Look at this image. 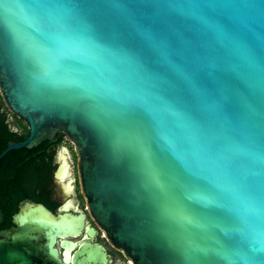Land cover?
<instances>
[{
  "label": "water",
  "instance_id": "1",
  "mask_svg": "<svg viewBox=\"0 0 264 264\" xmlns=\"http://www.w3.org/2000/svg\"><path fill=\"white\" fill-rule=\"evenodd\" d=\"M0 93L29 129L1 157L64 135L131 264H264V0H0ZM12 223L0 264H108L82 216Z\"/></svg>",
  "mask_w": 264,
  "mask_h": 264
},
{
  "label": "flooded vegetation",
  "instance_id": "2",
  "mask_svg": "<svg viewBox=\"0 0 264 264\" xmlns=\"http://www.w3.org/2000/svg\"><path fill=\"white\" fill-rule=\"evenodd\" d=\"M28 137L26 123L9 111L0 93V231L12 229L13 216L22 203H40L56 215L69 213L82 216V233L68 240L80 244L91 241L89 230L93 227L97 231L93 241L106 248L108 264H113L117 255L124 259V263L120 264H131L107 242L103 232L93 222L80 186L74 144L64 135L59 134L55 143L42 141L31 148L8 151L1 157L10 143H21ZM63 148L67 149V153ZM64 165L66 170L60 177L56 171ZM15 207L17 210L9 224L10 212ZM61 241L59 239L57 245L60 253L64 250Z\"/></svg>",
  "mask_w": 264,
  "mask_h": 264
},
{
  "label": "rangeland",
  "instance_id": "3",
  "mask_svg": "<svg viewBox=\"0 0 264 264\" xmlns=\"http://www.w3.org/2000/svg\"><path fill=\"white\" fill-rule=\"evenodd\" d=\"M111 250H113L111 247H109ZM114 251V250H113ZM120 263H124V259L120 258L119 255L116 256L113 264H120Z\"/></svg>",
  "mask_w": 264,
  "mask_h": 264
},
{
  "label": "trees",
  "instance_id": "4",
  "mask_svg": "<svg viewBox=\"0 0 264 264\" xmlns=\"http://www.w3.org/2000/svg\"><path fill=\"white\" fill-rule=\"evenodd\" d=\"M11 135H14L13 133L11 134ZM17 210V207H15V208H13V210L10 212V215H9V224L11 223V216H12V214L15 212Z\"/></svg>",
  "mask_w": 264,
  "mask_h": 264
},
{
  "label": "built area",
  "instance_id": "5",
  "mask_svg": "<svg viewBox=\"0 0 264 264\" xmlns=\"http://www.w3.org/2000/svg\"><path fill=\"white\" fill-rule=\"evenodd\" d=\"M129 263H131V262L129 261Z\"/></svg>",
  "mask_w": 264,
  "mask_h": 264
}]
</instances>
